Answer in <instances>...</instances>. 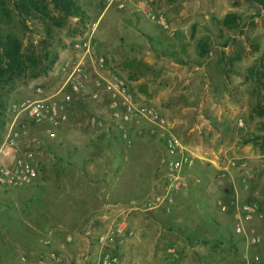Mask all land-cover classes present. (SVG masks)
I'll return each mask as SVG.
<instances>
[{
    "label": "rangeland",
    "instance_id": "rangeland-1",
    "mask_svg": "<svg viewBox=\"0 0 264 264\" xmlns=\"http://www.w3.org/2000/svg\"><path fill=\"white\" fill-rule=\"evenodd\" d=\"M4 1L10 15L4 29L22 40L27 56L34 50L43 56L42 66L54 65L46 75L33 78L30 72L5 90L0 145L14 121L13 106L36 98L38 89L55 92L63 79L60 64L76 42L92 37L94 58L105 59L140 104L162 114L196 160L184 172L171 211L148 210L145 205L166 186L164 146L137 127L131 147L119 132L93 127V119L111 120L106 100L93 99L92 84L54 135L20 120L17 154H32L38 177L28 186L0 187V264H97L99 234L133 203L140 207L127 214L133 236L111 250L118 264L134 263L122 259L125 253L174 246L184 259L170 264H264V5L155 0L165 29L134 7L120 12L107 9L105 0H74L83 16L63 21L50 7L49 17L39 14L25 27L11 7L14 0ZM230 14L234 22L227 27ZM197 148L216 163L197 161ZM229 172L232 178H221ZM202 177L214 185L207 200L191 192ZM235 196L258 210L245 235L237 233L233 213L218 207ZM140 231L148 236L143 242L137 241ZM252 238L260 242L252 244Z\"/></svg>",
    "mask_w": 264,
    "mask_h": 264
},
{
    "label": "built area",
    "instance_id": "built-area-1",
    "mask_svg": "<svg viewBox=\"0 0 264 264\" xmlns=\"http://www.w3.org/2000/svg\"><path fill=\"white\" fill-rule=\"evenodd\" d=\"M105 5L107 9L120 12L134 7L137 11L145 13L152 23L165 29L168 27L165 16L155 9V0H105ZM92 40V37L85 38L73 45V55L64 60L58 68L63 79L55 92L48 94L45 90L38 89L36 98L24 100L13 106L14 121L0 145V187L15 189L28 186L38 177L32 154L25 153L22 156L17 154L22 146L18 130L19 121L29 120L45 127L54 135L70 121L76 97L86 93L92 84L93 99L106 100L111 120L110 123H105L93 119V127H109L119 132L121 139L129 147L133 144L131 130L134 127L140 128L139 134L162 142L166 153L164 156V165L167 169L166 186L162 193L156 195L145 206L148 210L163 208L170 212L175 203V196L182 189L184 172L194 166L196 155L176 135L174 126L162 114L137 101L127 82L108 68L105 59L94 58ZM218 207L222 213L229 211L233 213L238 234L245 235L246 224L253 221L258 214L256 206L241 205L237 196L232 197L227 204L218 202ZM139 209L140 207L133 203L124 209V212L111 218L97 238L100 249L97 264L119 263V258L111 250L122 246L127 237L133 236L129 230L127 214ZM249 242L257 244L260 240L252 238Z\"/></svg>",
    "mask_w": 264,
    "mask_h": 264
},
{
    "label": "trees",
    "instance_id": "trees-1",
    "mask_svg": "<svg viewBox=\"0 0 264 264\" xmlns=\"http://www.w3.org/2000/svg\"><path fill=\"white\" fill-rule=\"evenodd\" d=\"M264 5L263 0H257ZM17 15L23 18L24 26L26 21L40 20L38 16L49 17L50 7L63 21L74 16H83V12L74 0H14L11 4ZM10 17L4 0H0V119L5 112L4 96L5 90L12 86L18 79L32 72L36 78L46 75L51 66L43 65V56H39L34 50L27 56L22 40L13 32L4 29L5 19ZM234 22V15L226 17L224 23L229 27ZM46 57V56H45Z\"/></svg>",
    "mask_w": 264,
    "mask_h": 264
},
{
    "label": "crops",
    "instance_id": "crops-1",
    "mask_svg": "<svg viewBox=\"0 0 264 264\" xmlns=\"http://www.w3.org/2000/svg\"><path fill=\"white\" fill-rule=\"evenodd\" d=\"M75 102H76V99H75ZM196 150H197L196 154L198 156L197 161H201L202 163H204L206 161L216 163L215 159L209 158L206 155H204L199 148H197ZM163 151H164L163 152L164 156H166L165 150H163ZM197 164H200V163L197 162ZM227 175L232 178L231 172H229L228 174H225L226 177H227ZM221 178H223L222 175H221ZM199 179L201 181V185H199L197 188H194V190H191V192L195 191L197 194L200 193L203 196H205V199L207 198V196L213 195L214 191L212 190V188L214 185H213L212 180H209L205 177H202ZM205 199H203V203L206 202L207 199L206 200ZM158 225L159 224L157 223V226ZM161 233H164V232L162 231ZM136 235L139 236V237H137V241L139 240L142 242H143L145 236H146V238L148 237L145 232H141V231H140V234L137 232ZM176 248H177V246H174L173 249H163V250H158L156 252H153V251L152 252H146L143 250H137L134 252L125 253L123 258H122V254H119V255L123 260L124 259L126 260L127 258L134 259L135 261L133 264H138L139 262H142V260H153V259L160 260V262L158 264H170L171 262H178L181 259H184V254H183L184 252L180 248H179V250H176ZM118 252H119V250H118Z\"/></svg>",
    "mask_w": 264,
    "mask_h": 264
}]
</instances>
